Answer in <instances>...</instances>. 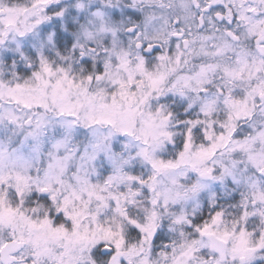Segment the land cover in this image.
Returning <instances> with one entry per match:
<instances>
[{
    "label": "snow or ice",
    "instance_id": "obj_1",
    "mask_svg": "<svg viewBox=\"0 0 264 264\" xmlns=\"http://www.w3.org/2000/svg\"><path fill=\"white\" fill-rule=\"evenodd\" d=\"M0 264H264V0H0Z\"/></svg>",
    "mask_w": 264,
    "mask_h": 264
}]
</instances>
